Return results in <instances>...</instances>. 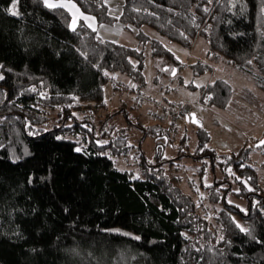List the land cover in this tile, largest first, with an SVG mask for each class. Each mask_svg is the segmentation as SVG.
Instances as JSON below:
<instances>
[{
	"label": "trees",
	"instance_id": "obj_1",
	"mask_svg": "<svg viewBox=\"0 0 264 264\" xmlns=\"http://www.w3.org/2000/svg\"><path fill=\"white\" fill-rule=\"evenodd\" d=\"M76 1L103 22L119 21L126 27H136L140 45L146 46L150 38L141 30L144 25L188 47L204 36L210 53L253 74L264 88V38L257 31L256 0H249V8L243 16L228 12L215 0L210 13L200 7L207 0H123L119 14L111 13L105 0ZM8 7L10 0H0V59L17 73L27 75L6 73L7 80L0 81V88L9 90L7 98L0 95L3 101L0 103V143L4 144L0 148V210H4L0 264H197L200 255L205 260L199 264H207L209 259L212 264H264V246L240 233L228 216L231 213L246 226L254 223L257 233H264V219H261L264 213L259 211L264 207V186L251 147L245 144L237 150L218 152L208 145L210 131L195 125L196 144L192 151L189 132L184 128L192 122L186 119L181 125L184 129L179 146H185L187 151L167 157L164 146L175 147L176 140L174 132L163 121L143 126L133 122L122 106L97 124L96 114L108 107L106 86L111 76L105 75L103 69L119 77H129L139 87H145V47L104 38L97 29L85 27L86 22H81L77 32H73L66 23L70 17L66 9H47L40 0H19L23 14L20 17L6 12ZM217 16L218 19H213ZM206 27L208 31L204 30ZM233 32L237 35H230ZM45 33L48 44L62 49L60 57L47 54L52 49L44 43ZM151 39L153 55L165 57L177 66L174 53L160 39ZM37 42L39 45L31 52L25 51ZM73 46L86 50L88 58H83ZM96 64L100 68L95 67ZM196 65L197 70L211 67L205 62ZM160 70L164 72V68ZM211 81L215 84L209 81L203 86L200 101L211 107L226 108L233 99L234 85L223 76ZM30 84H35L37 91L33 92ZM21 89L23 94H20ZM45 90L49 95L40 96L39 92ZM209 91L214 93L212 98L204 99ZM134 102L146 110L144 103ZM87 110L90 113H86ZM122 112L128 124L114 122L107 126V119ZM27 121L40 129L39 136L31 135ZM50 123L52 127L43 131L42 126ZM131 124L142 131L138 143L131 140ZM53 134L67 139L54 140ZM150 134L158 145L152 158L142 146ZM96 140L108 143L97 144ZM76 147L84 151L76 152ZM25 148L31 155L24 154ZM13 154L22 159L13 161ZM204 155L211 158L214 178L208 184L205 182V164L198 167L197 172L206 191L204 197L212 205L210 216L203 212L195 196L184 189L183 175L175 170L179 168L176 160L180 156L200 158ZM49 156L54 168L50 187L55 189L57 201L71 202V219L59 210L55 201L49 202L46 191L33 192V186L25 182L36 160L43 163ZM217 168L223 172L220 181L216 177ZM137 173L140 178H134ZM223 182L228 185H221ZM232 182L238 184L240 191L233 190ZM230 195L244 200L242 208L249 211L244 213L238 207L241 204L229 203ZM28 196H32L31 201ZM31 204L38 205L41 215L47 214L48 208L53 209L46 215L47 231L38 236L29 227L32 217L17 216L15 223L24 231V237H12L9 233L13 225L7 209L27 210ZM72 219L78 226L71 223ZM113 227L132 232L141 239L104 231ZM221 233L233 243L217 244ZM56 236L61 238L58 242ZM260 238L264 240V234ZM30 246H43L44 251L37 257L29 252ZM70 246L78 248L79 255L71 256L64 251ZM210 248L223 252L214 255Z\"/></svg>",
	"mask_w": 264,
	"mask_h": 264
},
{
	"label": "rangeland",
	"instance_id": "obj_2",
	"mask_svg": "<svg viewBox=\"0 0 264 264\" xmlns=\"http://www.w3.org/2000/svg\"><path fill=\"white\" fill-rule=\"evenodd\" d=\"M107 2L111 13L119 14L122 11L123 0H107ZM76 3L78 2L76 1ZM80 8L85 11L81 6ZM85 12L96 17V23L98 25L96 29L100 36L134 46L145 47L147 85L143 87L144 91L155 97H160L169 103H190L192 112L197 114L202 125L211 133L208 145L212 146L218 152H230L248 144L251 147L253 161L258 165L259 175L264 186V145H259V141L264 140V88H262L257 77L251 73L239 70L221 56L210 53L208 42L204 36L198 37L193 45L188 47L170 40L167 35L160 33L150 26L144 25L141 30L150 36L147 45L144 46L140 45L141 41L137 35L136 27H126L119 21L103 22L95 13ZM81 22L84 21L81 20ZM151 38L160 39L174 53L178 61L177 66L170 60L165 59V57L153 55ZM198 62H205L210 64L211 67L205 68V70H197L196 64ZM163 68L164 72H161L160 69ZM114 76L119 82L131 80L126 76ZM157 76H159V80ZM218 76L228 78L235 88L233 99L226 108L211 107L200 101L203 86ZM193 81L196 83H193ZM106 94L108 107L99 110L96 114L95 122L97 124H99V120L105 119L108 113L122 108V106L128 110V116L135 123L140 122L143 126H147L150 123L156 122V119L150 117L145 107L135 105L132 95L120 85L119 87H115L109 81L106 86ZM86 113L90 112L87 110ZM114 122L118 123V125L128 124L125 120L124 112L116 114L109 120L107 119V126ZM52 125L50 123L46 125V128H49V126L52 127ZM131 125V140L138 143V138L142 136V131L134 126V124ZM195 125L197 124L188 123V126L184 127L189 132V146L192 151L196 144ZM184 128L181 129L180 127L176 133H173L174 139L176 140L175 147H171L169 144L164 146L165 156L173 157L181 151H187L185 146H179L180 133ZM142 146L147 155L152 158L156 153L158 145L150 134L144 140ZM125 159H128V157ZM131 159L133 162L136 159L134 153L131 154ZM210 159L209 155H204L200 158L180 156L176 160V165L179 168L175 169L183 175L182 186L184 189L195 196L201 204V209L208 216L212 214V205L204 197L206 191L201 184L200 174L197 171L198 167L205 164L203 173L205 182L207 184L211 182L214 174L211 173ZM216 173V177L220 181L223 178V172L217 168ZM227 183L223 182L221 185L226 186L228 185ZM231 185L233 190L239 189L237 183L232 182ZM200 193L204 195L201 196ZM229 199L245 207L244 200L238 199L233 195H230Z\"/></svg>",
	"mask_w": 264,
	"mask_h": 264
},
{
	"label": "snow or ice",
	"instance_id": "obj_3",
	"mask_svg": "<svg viewBox=\"0 0 264 264\" xmlns=\"http://www.w3.org/2000/svg\"><path fill=\"white\" fill-rule=\"evenodd\" d=\"M105 2H107V0H105ZM214 0H207L206 4H201L200 7L203 8V11L205 13H210L212 11V6H213ZM216 4H219L220 6H222L223 8H225L228 12L233 13L234 15H241L243 16L246 11L249 8V0H215ZM40 4L43 7H46L47 9H52V10H57V9H66L68 13H70V17L66 19V23L68 28H70L73 32H77V29L79 26H81V20H83L84 22H86V24L84 25L85 27L88 28H92L93 30H95L98 25L96 23V17L86 13L85 11H83L80 8V5L78 3H76V0H40ZM6 12L11 13L14 16L20 17L23 14L21 13V11L19 10V0H10V7H8L7 9H5ZM255 11H256V23L258 25L257 31L259 32L260 36L262 38H264V0H256L255 3ZM213 19H218L217 17H213ZM228 23H231V20L227 21ZM205 31L209 30V27H206L204 29ZM230 35H237V33L233 32L230 33ZM187 38V37H186ZM24 40H29L30 37H23ZM45 44H48V37H47V33H45ZM39 45V42H37L34 45H29L28 47L25 48V51L31 52L33 50V48L37 47ZM48 46L52 49L51 52H48L47 54L50 56H55V57H60L61 56V51L62 49L60 48H56V47H52L50 44H48ZM75 50L85 59L88 58V52L86 50H82L81 48L75 47ZM41 51H44V49H41ZM179 59V57H177ZM97 68H100L99 64L94 65ZM25 67H27V65H25ZM103 72L105 75L107 76H113V75H118L116 73H112L109 72L107 69H103ZM6 73H12L15 75H20V74H24L27 75V73H17L16 69L11 67L9 64H7L4 60L0 59V81H6L7 80V76ZM41 83H43V80L40 81ZM187 82V81H185ZM193 83H196L195 81H193ZM209 83L215 84V81H210ZM30 89L35 92L37 91L36 85L35 84H30L29 85ZM23 89L20 90V94H23ZM9 94V90L7 88H0V95H3L5 98L8 97ZM213 92L209 91L205 94L204 99H211L213 96ZM40 96H47L49 95L47 93V91H41L39 92ZM78 100V98H76ZM3 101H0V103H2ZM22 107V106H21ZM59 107V106H58ZM189 116L194 119V121L197 124H201V121L199 119H196V114L195 113H189ZM27 125L31 128V135L34 136H39L40 135V129H37L35 127V125L32 124L31 121H27ZM203 125L201 124V127ZM85 127H87V125H85ZM43 131L47 132L48 129L46 127H43ZM43 139V137H41ZM53 139L54 140H62V139H67L66 137L63 136H57L55 134H53ZM97 144H105L108 143V141L105 140H96ZM260 144H264V140H260L259 141ZM4 144L0 143V148H3ZM76 152H83L84 148L82 147H76L74 149ZM25 155H31V153L28 151L27 148H25ZM11 159L13 161H18L20 159H22V156L20 155H15L13 154ZM123 170V169H121ZM44 172L45 175H41L40 173ZM53 172H54V168L52 166V157L49 156L47 160H45L43 163H41V161L39 159L36 160V162L32 165V168L30 169V171L28 172L27 176H26V184L28 185H32V191L33 192H39L41 190H44L47 192V195L49 197V202H53L55 201L58 205H59V210L62 213H67L68 214V218L71 219L72 217V204L70 201H65L63 203H60L59 201L56 200L55 198V189L50 187L49 181L52 179L53 177ZM83 172L80 173V176L83 177ZM134 178H140V174L137 173L136 177ZM245 184H248V181L245 180L244 181ZM248 187L251 188L252 186L250 184H248ZM13 192H15V190H12ZM235 191H240V189H235ZM201 196H203V193H200ZM27 199L29 201L32 200V196H28ZM229 203H233V201H231V199L228 200ZM257 204H259V202H256ZM161 208H163V205L160 206ZM241 207L242 211L244 213H247L249 210L247 208H242V206H238ZM3 211L4 210H0V227H2L3 223H4V217H3ZM53 211L52 208H48L47 209V214H51ZM102 211V210H101ZM259 211L261 213H264V207H260ZM41 215L38 209V205L36 204H31L27 210H25L24 208H19V207H9L7 209V215L9 217V220L11 221L13 228L12 231L9 233V235H11L14 238H23L24 237V231L21 229L19 224L15 223V219L17 216H29L33 218L32 224L29 225V227H31L35 233L39 236L42 232H46L48 229V223H47V219H46V215ZM229 219L232 222V224H234L235 228L239 230L240 233L245 234L247 237H249L251 239V241L258 243L261 246H264V240H261V234H258L256 231V226L254 223H248L247 226L245 225V223H242L240 220H237L235 216H233L231 213H228ZM209 218V217H206ZM261 219H264V217H261ZM71 223L73 225H77V221L72 219ZM78 226V225H77ZM224 225H221V228H223ZM104 231L106 232H111V233H123V235L126 236H130V237H134V239L136 240H140L141 236L139 235H135L132 232H125L123 229L121 228H117V227H113V228H109V229H104ZM3 234V233H0ZM185 236H187V233H184ZM56 241L58 242L61 238L60 236H56L55 237ZM221 241H224L227 245H231L233 243V241L231 239H228L223 233L219 234L217 237V244H219ZM195 247V246H194ZM187 251V249H185ZM44 251L43 246H30L29 247V252L35 254L37 257L42 254ZM64 251L66 253H68L71 256H75V255H79V250L76 247H68L66 249H64ZM197 251L199 252V249H197ZM210 251L214 254V255H221L223 250L220 249H216V248H210ZM237 255H243V253H238ZM205 257L203 255L199 256V261H204ZM199 261L197 262V264H199ZM207 264H212L211 259L208 260Z\"/></svg>",
	"mask_w": 264,
	"mask_h": 264
},
{
	"label": "built area",
	"instance_id": "obj_4",
	"mask_svg": "<svg viewBox=\"0 0 264 264\" xmlns=\"http://www.w3.org/2000/svg\"><path fill=\"white\" fill-rule=\"evenodd\" d=\"M109 80L112 82L113 86L120 85L124 90L128 91L132 95L134 101L144 103L150 117L156 119V121L165 122L174 133L177 132L182 123L187 119L189 113L192 112L190 103H181L177 106L169 105L163 100L145 92L142 87H139V85L132 80L119 82L116 80L115 76H111Z\"/></svg>",
	"mask_w": 264,
	"mask_h": 264
},
{
	"label": "water",
	"instance_id": "obj_5",
	"mask_svg": "<svg viewBox=\"0 0 264 264\" xmlns=\"http://www.w3.org/2000/svg\"><path fill=\"white\" fill-rule=\"evenodd\" d=\"M191 113H195V112H191ZM195 114H196V113H195ZM196 119H199L198 116H197V114H196ZM187 121H191L192 123L197 124V123L194 121V119H192L189 115L187 116ZM201 124H202V123H201ZM201 124H197V125H201Z\"/></svg>",
	"mask_w": 264,
	"mask_h": 264
},
{
	"label": "crops",
	"instance_id": "obj_6",
	"mask_svg": "<svg viewBox=\"0 0 264 264\" xmlns=\"http://www.w3.org/2000/svg\"><path fill=\"white\" fill-rule=\"evenodd\" d=\"M156 98L161 99L160 97H157V96H156ZM161 100H162V99H161ZM164 102H165V101H164ZM165 103H169V102L166 101ZM172 103H175V102H172ZM169 105H170V104H169Z\"/></svg>",
	"mask_w": 264,
	"mask_h": 264
}]
</instances>
